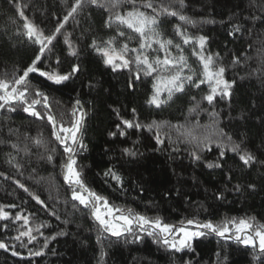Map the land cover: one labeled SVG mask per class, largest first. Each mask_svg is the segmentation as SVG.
Here are the masks:
<instances>
[{"label":"trees","instance_id":"obj_1","mask_svg":"<svg viewBox=\"0 0 264 264\" xmlns=\"http://www.w3.org/2000/svg\"><path fill=\"white\" fill-rule=\"evenodd\" d=\"M73 3L74 0H0V78L11 79L13 73L19 74L35 56L36 46L21 34L24 17L45 34H51L57 27V18L62 20ZM19 11H23L24 17ZM182 11L196 22L185 26L188 32L209 37L208 48L220 54L219 63L226 68L225 78L235 80L230 100L217 97L214 106L201 104V109L207 111H190L193 107L190 97L199 99L208 91L207 85H201L200 89L189 88L186 94H177L159 109L148 106L145 101L151 88L150 78H142L134 89L129 88V73L113 72L88 47L93 36L114 35L103 27L107 12L89 4L84 5L75 20L70 18L65 24L57 37L59 42H54V55L38 65L43 71L55 69L67 73L72 65L79 64L80 71L61 84L31 73L30 87L48 96L52 114L66 125L70 123L75 102H81L87 116L82 130L85 148L76 155L77 167L86 185L106 197L111 206L132 209L149 218L160 217L173 225L189 219L221 223L233 217H252L255 224H264V163L243 167L236 153L221 149L216 143L203 148L201 159L194 160L190 156L193 144L170 127L187 125L197 137L210 136L211 130L205 126L212 123L209 112L214 107L218 113L217 128H223L234 142L243 141L242 147L264 162V0H185ZM162 19L161 30L173 37V26L182 22L170 16ZM235 26L241 31L230 35ZM66 38L78 50L77 56L70 55L64 43ZM185 54L189 63L198 68L187 46ZM57 56L60 65L54 63ZM235 58L239 63H234ZM32 95L35 98L34 92ZM37 110L43 114L40 105ZM121 119H135L145 125L161 122L159 135L164 143H156L155 128L151 131L128 128L124 136L109 135L117 131ZM9 129L20 136L21 150L17 154L7 143H0V172L8 177L0 176V205H17L5 208L12 216L17 212L31 214L27 227L45 226L40 228L43 235L34 231L37 239L26 246L12 239L18 235L16 229L23 225L22 220L9 231L0 230V240L15 245L20 253L13 256L11 248L0 249V264H261L255 249L215 234L194 239L193 250L182 252L170 250L155 238L139 233L119 238L104 234L98 240L100 229L90 211L71 200L61 170L66 157L51 136L47 119L32 117L21 107L16 111L0 110V141L16 140ZM25 134L29 139L24 138ZM34 137L43 141L41 147L33 144ZM26 145L27 155L23 151ZM125 148L138 154L125 155ZM45 149H56L53 161L40 159V154H46ZM222 150L225 156L221 160ZM8 152L16 156L22 168L17 170L8 163ZM215 162L223 167H207ZM109 168L122 177V186L104 175ZM16 180L44 201L47 208L21 189ZM236 185L241 186L239 191ZM53 211L55 216L50 215ZM135 235L141 239H135ZM24 239L26 242L27 238ZM29 250L44 254L30 256ZM101 251L106 253L103 260Z\"/></svg>","mask_w":264,"mask_h":264},{"label":"snow or ice","instance_id":"obj_2","mask_svg":"<svg viewBox=\"0 0 264 264\" xmlns=\"http://www.w3.org/2000/svg\"><path fill=\"white\" fill-rule=\"evenodd\" d=\"M89 4L104 9L107 17L104 20L103 27L114 32V35L107 38H97L93 36L88 47L95 52L102 60L103 64L110 68L113 72L127 71L129 73V88L134 89L136 82H142L143 79L150 78L151 88L145 103L148 106L157 109L163 107L173 100L177 94H186L189 88L200 89L201 85H207L206 94L197 99L196 96L190 97L193 107L190 111H207L201 109V104L206 102L209 106H214L217 97L220 99H231L232 89L235 80L225 78L226 68L219 63L220 54L213 53L208 48L209 37L206 35H193L187 30L186 25H194L196 22L187 15L183 14L185 0H74L70 9L63 16L62 20L57 18V27L51 34H45L40 27L32 22L27 21L23 11H19V15L24 17V31L21 33L27 42H31L36 46V53L31 63L20 71L19 74L13 73L12 78H0V110L16 111L17 107H21L24 113L37 119H47L51 125V136L54 141L62 147L63 154L66 159L61 165L63 173V181L71 192V200L78 202L83 208L88 209L91 216L98 223L100 236L110 234L114 237H121L127 234H134V226L136 229L146 232L148 236H153L157 242L163 244L170 250L182 252L185 249H192V241L194 238L215 234L224 239H233L235 242L250 247L257 251V259L264 264V224H255L254 218H228L221 223H213L212 221L198 222L192 219L181 221L179 225L165 223L160 217L149 218L145 215L134 212L132 209H121L111 206L106 197L99 195L89 188L82 176L81 171L77 167L76 155L80 150L85 148L82 140V130L86 111L81 106V102L77 100L70 116V123L67 125L52 114L51 107L48 102V96L39 89H32L28 80L29 74L39 73L41 77H45L48 81L55 84H61L69 80L73 75L80 71V65L71 66V71L61 73L52 69L50 71L41 70L38 65L45 59H49L54 55V48L59 42L58 35L62 33L65 24L69 19L75 20L80 12L83 11L84 5ZM175 17L181 23L173 26V37H168L161 30V24L164 22L162 18ZM239 26H235L230 35L240 32ZM178 39V42L176 40ZM135 41V46H132ZM64 43L70 50V55L77 56L78 50L73 46L70 39L66 38ZM191 49V55L196 58L198 68H194L189 63V57L185 54V47ZM54 63L61 64L60 58L57 56ZM234 63H239V59L235 58ZM33 92L35 98H33ZM37 105L43 108V114L37 110ZM135 116L136 109L132 110ZM212 123L205 127L211 130L210 136L203 138L193 134L191 127L187 125H170L181 133L188 142L193 144L190 156L194 160L201 159V151L208 147L210 143H216L221 149H228L238 155V159L243 167H250L256 163H264L257 157L242 147L243 141L237 143L233 141L231 135L226 133L223 128H217L216 118L218 113L214 107L209 112ZM117 131L111 132V136H124L128 128H147L151 131L157 129L155 136L157 144H163L160 138L159 129L161 122L152 121L149 124H141L138 120L121 119L117 124ZM194 127V126H193ZM12 135L16 136V140L0 141L7 143L17 154L20 152V136L15 130L9 129ZM26 140L29 137L25 134ZM180 137H178L179 139ZM33 144L39 148L43 145V141L39 137L31 138ZM225 140L227 142H225ZM25 154L29 153L26 145L23 149ZM56 149L50 151L45 149L46 154H40L41 160L48 162L53 161ZM125 155L136 156L138 153L132 148L123 149ZM8 163L19 170L23 165L16 160V156L12 152L6 154ZM225 151H220L219 158L222 160ZM209 168H222L219 162L208 163ZM105 176H110L117 184L123 185L122 177L112 168H109ZM0 176L8 177L5 173L0 172ZM231 177H229V180ZM15 183L25 192L29 189L23 183L16 180ZM254 188V185H248ZM240 185H236L239 191ZM32 198L37 203L47 208L44 201L32 193ZM218 199L221 197H217ZM75 206V205H74ZM6 207L16 208L17 205H0V230L9 231L12 225L17 221H23V225L16 229L18 235L12 239L18 241L20 246L31 244L37 239L33 232L40 233V228L45 225L41 224L35 228L27 227L29 225V215H23L17 212L14 216L5 210ZM50 215L55 216V212ZM59 219V217H56ZM195 226L196 230H189L187 226ZM24 228L26 230H21ZM43 235V233H40ZM27 238L26 242L25 239ZM55 239V237H52ZM135 239L141 237L135 235ZM44 247H47V240ZM13 256H19L15 245L6 244L0 240V249L9 250ZM42 251L29 250L30 256H42ZM106 253L101 251L100 259L103 260Z\"/></svg>","mask_w":264,"mask_h":264},{"label":"rangeland","instance_id":"obj_3","mask_svg":"<svg viewBox=\"0 0 264 264\" xmlns=\"http://www.w3.org/2000/svg\"><path fill=\"white\" fill-rule=\"evenodd\" d=\"M187 227L189 228V230H196L194 225H192V226H187ZM134 233H137V234L139 233V234H141V235H147L146 232H142V231L136 229L135 226H134ZM126 234H127V233H126ZM147 236H148V235H147ZM151 237H153V236H151ZM153 238H155V237H153ZM194 239H196V238H194ZM194 239H193V240H194Z\"/></svg>","mask_w":264,"mask_h":264}]
</instances>
